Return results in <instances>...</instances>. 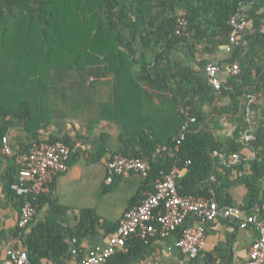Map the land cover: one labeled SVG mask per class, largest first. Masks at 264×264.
Segmentation results:
<instances>
[{
  "label": "trees",
  "instance_id": "obj_1",
  "mask_svg": "<svg viewBox=\"0 0 264 264\" xmlns=\"http://www.w3.org/2000/svg\"><path fill=\"white\" fill-rule=\"evenodd\" d=\"M237 13L243 14L246 25L225 61H236L240 72L221 80L215 90L204 68L229 44L230 19ZM181 15L187 20L183 31L177 27ZM187 52L193 65L178 59ZM108 77L113 79L115 101L122 94L127 103L123 115L116 109L112 116L123 134L106 165L117 154L147 157L151 169L144 184L152 188L163 173L175 166L185 168L176 178L178 192L196 196L213 192L220 206L233 207L229 190L242 184L248 201L237 207L264 223V0H0V145L7 136L14 152L0 157V188L19 215L25 198L11 189L20 168L17 155L28 152L34 141H60L71 150L67 162L71 165L81 136L54 132L42 139L39 131L54 121H78L80 105L91 111L92 86ZM150 90L168 106L151 111ZM83 94L87 96L82 99ZM248 95L253 96L250 103ZM96 101L98 117L89 112L85 124L81 122L87 131L109 118L101 111L108 102ZM139 113L165 115L172 127L169 135L163 138L166 123L140 125ZM221 117L233 120L230 135L217 133ZM185 122L188 128L182 136ZM251 126L253 138L244 141L242 133ZM101 142L97 160L106 150V140ZM245 149L254 157L245 159ZM214 151H222L224 161ZM233 153L240 156L236 163L229 159ZM52 185L49 192L30 197L36 211L48 204L45 219L17 230L27 264H42L43 259L67 264L73 238L82 256L78 240L97 236L102 224L110 232V223L102 221L94 208L80 209L77 223L63 226L60 218L66 208L52 197ZM173 235L177 239L179 230ZM154 238L159 237L130 238L126 252L101 264H130L150 252Z\"/></svg>",
  "mask_w": 264,
  "mask_h": 264
},
{
  "label": "crops",
  "instance_id": "obj_2",
  "mask_svg": "<svg viewBox=\"0 0 264 264\" xmlns=\"http://www.w3.org/2000/svg\"><path fill=\"white\" fill-rule=\"evenodd\" d=\"M181 12V11H179ZM185 54V53H184ZM178 56V59H188L190 65H193L191 57L186 55ZM224 50H220L211 56L210 62H217L221 71L219 76L221 80L228 77L225 73V57ZM187 56V57H185ZM197 66L195 65V68ZM92 80V77H90ZM113 79L108 77L101 79L98 84L92 86L91 97L92 107L89 108L85 105L78 106L82 113L81 118L78 121L70 120L66 121H54L46 129L39 131L40 138L46 139L48 135L54 132L59 134L68 133L73 138L80 135L81 138L76 140L77 156L75 161L68 165L65 170L54 172L52 180L51 193L55 201L62 207L66 208L65 214L61 215V224L63 226H73L78 220V211L82 208H94L97 210L102 218L110 224H107V229L102 225H99V233L95 237L82 238L78 240L80 252L82 256L86 251L94 246H105L108 238L113 234L118 226L119 219L123 213L132 207H135L140 201L154 189L150 185L144 184V179L137 173H131L128 176L113 177L110 181L107 180L108 170L106 167V161L111 157V153L116 151L120 146V138L123 134V128L115 122L112 118L116 113V109L120 115H123V108L126 106L127 98L124 99L123 95H118V102L115 101L113 96L114 90L112 89ZM144 90H149L148 87L142 86ZM124 92V90H122ZM153 94L151 103L148 105L150 110L165 108L168 106V102L165 99L161 100L156 94V91L150 90ZM157 93H162L161 91ZM83 94V98H85ZM113 97V99H112ZM163 97V96H162ZM168 99L171 95L167 94ZM104 99L108 102L107 109L101 106V111L109 118H104L97 123H94L90 131L82 126L85 124L86 118L90 112L92 117H98V105L96 99ZM81 100V99H80ZM79 101V100H78ZM143 105H140L142 107ZM264 111V104H263ZM142 113V110H140ZM148 113V112H147ZM145 115L139 113L138 123L146 126L149 123L155 126H164L166 123L168 129L163 133L165 139L170 133V124L167 117L158 115ZM151 113V112H149ZM148 113V114H149ZM137 115V113H136ZM112 118V119H111ZM222 129L217 133L230 135L234 129L233 120H226L221 117ZM82 122V123H81ZM149 122V123H148ZM251 126V135H252ZM101 138L106 140V150L104 154L95 159L97 148L100 146ZM253 138V135H252ZM251 138V139H252ZM244 158H253L254 152L245 149ZM185 168H180V176L185 173ZM232 198V205H246L247 204V191L242 184L234 185L229 190ZM138 195V196H137ZM137 196V197H136ZM136 197V198H135ZM135 198V199H134ZM134 199L131 206L130 200ZM48 204H44L38 211H36L32 221L44 220L49 211ZM19 214L14 204L5 199L0 188V264L5 263L7 257V251L11 248L24 249V244L17 230V221ZM198 224L193 218L187 221V224ZM206 237L203 247L199 254L195 258H190L178 248L174 246L175 235L171 234L165 239L154 238L150 241V252H145L143 257H137L130 264H159L176 263V264H244L249 256V251L252 243L258 237V232L253 226L242 227L235 219L229 217H219L209 221L205 225ZM76 239H72V244L75 246ZM76 247V246H75ZM78 249V248H77ZM79 252V250H78ZM126 252V251H117ZM114 253V254H115ZM113 255V254H112ZM111 255V256H112ZM71 255L67 264H72L75 258L82 257ZM110 256V257H111ZM42 264H54L46 259L41 260Z\"/></svg>",
  "mask_w": 264,
  "mask_h": 264
},
{
  "label": "built area",
  "instance_id": "obj_3",
  "mask_svg": "<svg viewBox=\"0 0 264 264\" xmlns=\"http://www.w3.org/2000/svg\"><path fill=\"white\" fill-rule=\"evenodd\" d=\"M232 30L229 36V44L223 46L228 55L234 45L239 43V36L245 29L246 19L243 14H235L230 19ZM187 20L183 15L177 19L179 31L186 29ZM226 62V61H225ZM221 69L217 62H209L204 68L209 84L218 90L221 87L219 76ZM240 72L236 61L226 62L225 73L228 76L237 75ZM248 103L253 101V96L248 95ZM189 122L195 120L194 117ZM188 128V122L182 126V136ZM251 127L242 133V139L249 141L252 138ZM70 148L63 142L50 143L46 140L34 141L28 152L17 155L15 162L20 166L18 177L11 184V189L16 194L25 198L21 208L17 228L23 230L31 222L36 209L30 200L42 193L50 191V183L53 173L65 170L70 157ZM14 155L8 143V137L2 138L0 145V157ZM214 156L224 161L225 154L222 151H214ZM232 163L240 160L239 154L233 153L229 157ZM108 177L128 176L137 173L143 179L147 178L151 169L147 157L124 156L117 154L107 162ZM180 176V168L173 167L170 172L163 173L154 181V189L149 192L139 204L127 209L119 219L118 226L108 238L105 246H94L79 258H75L72 264H101L117 251H127V241L130 238L149 239L151 237L167 238L177 230L179 237L174 246L190 258H195L204 245L206 237L205 225L219 217H229L242 227L253 226L258 232V237L252 243L248 259L244 264H264V223L256 214H247L237 206H220L212 192L210 196L181 195L178 192L176 178ZM193 218L198 224H187ZM73 256H77L78 249L73 246L70 250ZM26 250L11 248L7 251L5 264H27ZM159 264H176L165 263Z\"/></svg>",
  "mask_w": 264,
  "mask_h": 264
},
{
  "label": "rangeland",
  "instance_id": "obj_4",
  "mask_svg": "<svg viewBox=\"0 0 264 264\" xmlns=\"http://www.w3.org/2000/svg\"><path fill=\"white\" fill-rule=\"evenodd\" d=\"M184 55H186V53L184 54ZM189 56V55H188ZM185 57H187V56H185ZM187 59V58H186Z\"/></svg>",
  "mask_w": 264,
  "mask_h": 264
}]
</instances>
